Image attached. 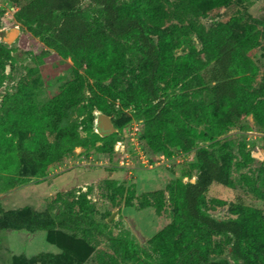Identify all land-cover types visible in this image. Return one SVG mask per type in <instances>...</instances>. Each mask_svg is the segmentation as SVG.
Instances as JSON below:
<instances>
[{"label": "rangeland", "instance_id": "obj_1", "mask_svg": "<svg viewBox=\"0 0 264 264\" xmlns=\"http://www.w3.org/2000/svg\"><path fill=\"white\" fill-rule=\"evenodd\" d=\"M161 1L163 21L147 19L170 61L157 83L158 98L129 106L117 98L108 113L116 130L99 129L98 117L105 111L91 107L93 91L143 85L133 74L135 55L127 44L126 73L101 82L83 71L78 104L63 115L55 113L60 125L79 134L80 144H65L46 172L21 154L13 168L0 167V264H264V113L210 122L206 109L216 37L244 28L257 32L249 55L258 69L242 79V88L246 102L260 109L264 104V0H233L215 8L192 0ZM119 4L144 16L139 0ZM18 7L0 0V43L10 51L0 67V133L22 106L36 104L39 111L74 79L70 58L46 55L53 50L33 26L16 24ZM97 9L88 7L87 17L99 21ZM157 115L160 124L150 125ZM47 136L52 147L58 146L54 132ZM201 147L227 165L226 182L209 187L201 208L216 219L242 223L249 262L234 252V233L187 227L177 188L206 170L198 156ZM12 212L34 217L35 223L65 213L66 223L76 226L13 228Z\"/></svg>", "mask_w": 264, "mask_h": 264}, {"label": "trees", "instance_id": "obj_2", "mask_svg": "<svg viewBox=\"0 0 264 264\" xmlns=\"http://www.w3.org/2000/svg\"><path fill=\"white\" fill-rule=\"evenodd\" d=\"M19 5L15 18L16 24L33 26L34 33L43 37L45 44L53 50L44 51L50 57L70 58L74 62V79L62 86L60 94L48 102L39 111L37 106H22L13 115L14 122L2 128L0 133V167L13 168L17 154L24 159L39 163L43 171H48L61 154L65 144H80L79 134L55 120V113L65 114L78 104L83 91L85 74L97 81L110 80L115 75L127 71L128 48L135 55L136 67L133 70L136 81L143 85L136 89H104L93 91L90 99L92 108L105 113L112 112V103L121 98L125 105H141L159 96L158 81L165 78L170 61L166 50L151 36L154 22L160 24L166 14L161 0H139L144 16L128 11L119 4L120 0H12ZM209 8L229 5L233 0H192ZM96 6L99 21L87 17L88 7ZM148 19V20H147ZM1 42V41H0ZM258 42L253 29H235L229 33H219L215 41L216 60L212 68V99L206 102L210 122L222 119L244 118L253 112L260 118L264 113L257 105L246 102V91L241 81L245 77L257 74V65L249 55ZM10 51L0 43V67L9 58ZM134 83V82H133ZM138 84V85H140ZM49 111H48V110ZM157 115L150 125L161 122ZM221 118V119H220ZM94 121V115H90ZM159 122V123H158ZM47 131L58 136L56 147L48 140ZM16 136H20L18 141ZM183 137V135H182ZM192 146L194 141L186 139ZM39 153V155H38ZM200 160L206 170L193 182H181L177 188V198L188 228L204 226L215 232L235 234L234 252L249 262V254L242 247L243 225L237 219L219 220L206 214L201 208V199L215 182H226L227 165L206 147L198 150ZM12 212L13 228L26 227L36 231L57 227L75 228L67 224L69 215L60 213L57 219L45 223H35L34 217H23ZM15 216V217H14ZM77 219V218H76ZM77 221V220H76ZM79 221V220H78ZM183 241L179 242V247Z\"/></svg>", "mask_w": 264, "mask_h": 264}, {"label": "water", "instance_id": "obj_3", "mask_svg": "<svg viewBox=\"0 0 264 264\" xmlns=\"http://www.w3.org/2000/svg\"><path fill=\"white\" fill-rule=\"evenodd\" d=\"M99 129L106 133H110L116 130L111 115L106 113L99 114L98 117Z\"/></svg>", "mask_w": 264, "mask_h": 264}, {"label": "flooded vegetation", "instance_id": "obj_4", "mask_svg": "<svg viewBox=\"0 0 264 264\" xmlns=\"http://www.w3.org/2000/svg\"><path fill=\"white\" fill-rule=\"evenodd\" d=\"M103 133H106V132H104V131H102Z\"/></svg>", "mask_w": 264, "mask_h": 264}, {"label": "built area", "instance_id": "obj_5", "mask_svg": "<svg viewBox=\"0 0 264 264\" xmlns=\"http://www.w3.org/2000/svg\"><path fill=\"white\" fill-rule=\"evenodd\" d=\"M136 128H138V127H136Z\"/></svg>", "mask_w": 264, "mask_h": 264}, {"label": "crops", "instance_id": "obj_6", "mask_svg": "<svg viewBox=\"0 0 264 264\" xmlns=\"http://www.w3.org/2000/svg\"><path fill=\"white\" fill-rule=\"evenodd\" d=\"M43 230V229H42Z\"/></svg>", "mask_w": 264, "mask_h": 264}]
</instances>
